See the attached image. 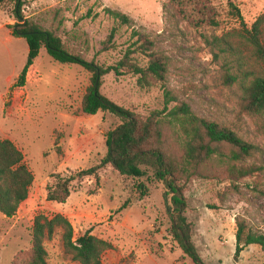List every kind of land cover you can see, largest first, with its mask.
Segmentation results:
<instances>
[{
	"label": "rangeland",
	"instance_id": "374dc122",
	"mask_svg": "<svg viewBox=\"0 0 264 264\" xmlns=\"http://www.w3.org/2000/svg\"><path fill=\"white\" fill-rule=\"evenodd\" d=\"M218 13L214 27L195 28L182 20L170 0H25L24 15L59 36L66 49L89 62L108 67L134 48L137 31L166 58L167 85L177 102L190 106L197 116L229 127L247 143L257 146L247 163L264 167V139L250 119L239 112L236 98L219 77L212 46L215 37L248 28L264 16V0H211ZM234 2L238 14L230 5ZM14 5L0 6V140L12 141L25 156L34 183L15 217L0 213V264H15L32 247L36 217L62 214L75 237L92 234L112 244L103 264H194L172 233L171 201L163 182L147 169L143 178H128L111 165L99 177L74 182L65 204L47 199L56 175L70 176L99 165L108 153V135L121 125L110 112L89 116L81 112L91 74L77 65L55 62L42 49L30 68L24 86L18 84L29 55L25 39L15 38L9 26L16 23ZM107 10L129 16L131 27L120 26ZM116 35L108 43L112 30ZM108 43V44H107ZM145 66L147 58L135 55ZM135 76L103 78L101 93L120 107L148 117L164 109L162 88L142 90ZM174 131L172 143L179 145ZM221 167L219 159L213 162ZM258 182V186L254 182ZM142 189V192L140 191ZM185 213L192 225V240L206 264H264L260 246L237 253V220L264 235V174L232 185L228 181L195 179L187 188ZM127 204V207H123ZM57 228L45 241L47 264H79L63 247Z\"/></svg>",
	"mask_w": 264,
	"mask_h": 264
},
{
	"label": "trees",
	"instance_id": "16d2710c",
	"mask_svg": "<svg viewBox=\"0 0 264 264\" xmlns=\"http://www.w3.org/2000/svg\"><path fill=\"white\" fill-rule=\"evenodd\" d=\"M12 3L16 19L9 26L15 38H23L29 46L28 61L19 76L18 84L24 86L27 75L42 49L57 63L77 65L91 74L81 112L94 116L110 112L121 120V125L108 135V153L102 162L75 175H56V183L48 187L50 202L65 204L71 197L74 182L88 177L98 179L99 171L111 165L114 170L128 178H143L152 170L157 181L166 188V199L171 201L172 233L181 249L194 264H206L192 240V225L185 213L188 208L186 191L195 179L228 181L232 185L264 174V167L247 163L254 153L262 152L247 143L229 127L207 121L177 102L167 85L168 64L166 58L154 51L153 43L141 33L134 31L137 41L115 65L103 67L70 53L55 32L45 29L24 15L25 0H0V6ZM171 7L182 20L199 29L218 24V13L211 0H170ZM240 14L238 6L230 2ZM120 26L131 27L134 22L126 14L107 10ZM116 30H112L108 43H112ZM107 43V44H108ZM218 63L221 84L234 94L239 112L251 120L255 132L264 139V16L251 28L244 23L242 30L215 37L208 42ZM135 55L147 58L145 66L139 64ZM114 73L116 77L135 76L142 90H164L162 111L142 117L120 107L101 93L103 78ZM176 127L174 135L179 145H174L167 133ZM219 159L221 167L215 169L213 162ZM34 183L33 173L25 163V156L10 140H0V213L8 219L16 216L20 206L28 199ZM258 186V182H254ZM142 192V189L140 188ZM127 204L123 207L125 209ZM237 253L248 246H260L264 252V235L255 234L244 220H237ZM57 228L63 231L65 252L79 264H103L104 254L112 244L87 231L75 237L72 223L62 214L49 219L38 216L32 231V247L28 254L15 264H47L45 241L52 239Z\"/></svg>",
	"mask_w": 264,
	"mask_h": 264
}]
</instances>
